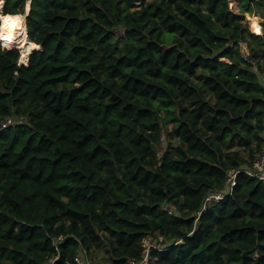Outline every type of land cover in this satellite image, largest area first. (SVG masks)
I'll use <instances>...</instances> for the list:
<instances>
[{
	"label": "trees",
	"instance_id": "1",
	"mask_svg": "<svg viewBox=\"0 0 264 264\" xmlns=\"http://www.w3.org/2000/svg\"><path fill=\"white\" fill-rule=\"evenodd\" d=\"M246 13L264 0H32L41 48L21 63L0 41V264H128L147 237L148 264H264V181L242 171L264 143V35Z\"/></svg>",
	"mask_w": 264,
	"mask_h": 264
},
{
	"label": "built area",
	"instance_id": "2",
	"mask_svg": "<svg viewBox=\"0 0 264 264\" xmlns=\"http://www.w3.org/2000/svg\"><path fill=\"white\" fill-rule=\"evenodd\" d=\"M262 24V21L260 20V25ZM230 46H234V43H229ZM239 45L240 47L243 49V57L245 60H247L248 62L252 63L253 66L255 68H257V64L255 63V61L250 57L246 43L244 40H240L239 41ZM264 81V79H263ZM11 122H12V117H7L6 119L3 120L2 122V128H6L8 126H11ZM241 171V170H237V171H231L229 173V176L227 178V183H226V189H224L223 191L219 192V193H215V194H210L207 196V200L210 199H221L225 196L226 193H230L233 189V186L236 184V176L237 173ZM242 171H245L249 176L257 178L259 180H263L264 181V143L263 146L260 150V152L258 153L254 163H253V167L251 168H245L242 169ZM143 245L145 247V255L141 260L138 259H129L128 264H148V259H149V252L151 250V248H158V246L153 243L150 238H145ZM160 249V248H159ZM164 250V249H161ZM75 261L78 264H110L107 261H103V260H95L93 261L86 250H83L80 253H77L76 257H75Z\"/></svg>",
	"mask_w": 264,
	"mask_h": 264
},
{
	"label": "bare ground",
	"instance_id": "3",
	"mask_svg": "<svg viewBox=\"0 0 264 264\" xmlns=\"http://www.w3.org/2000/svg\"><path fill=\"white\" fill-rule=\"evenodd\" d=\"M0 11L3 13V9ZM19 15L20 19L17 21L15 28L4 27V22L2 20L0 27V40L4 41V46L19 48L22 54V59L27 60L28 52L33 47L34 43L31 42L27 36L24 13H19Z\"/></svg>",
	"mask_w": 264,
	"mask_h": 264
},
{
	"label": "clouds",
	"instance_id": "4",
	"mask_svg": "<svg viewBox=\"0 0 264 264\" xmlns=\"http://www.w3.org/2000/svg\"><path fill=\"white\" fill-rule=\"evenodd\" d=\"M4 4H5V0H0V10L3 9ZM31 5H32V0H25L24 16H27L29 14V12L31 11ZM248 18L253 19V17H251V16H249ZM19 19H20L19 14H16V15L7 14V15H5L2 13V11H0V20H3L4 27L15 28L17 21H19ZM250 31L254 32V34H256L258 36L264 35V31H262L260 25L256 22L255 19H253V24L250 28ZM33 46L35 47L36 45H33ZM22 62L23 61H21V63Z\"/></svg>",
	"mask_w": 264,
	"mask_h": 264
},
{
	"label": "rangeland",
	"instance_id": "5",
	"mask_svg": "<svg viewBox=\"0 0 264 264\" xmlns=\"http://www.w3.org/2000/svg\"><path fill=\"white\" fill-rule=\"evenodd\" d=\"M239 0H230V6L232 7V8H234V9H236V7L238 6V2ZM5 5V4H4ZM23 13H24V10H23ZM22 13V14H23ZM3 14H5L4 13V7H3ZM247 15H249V13H246ZM245 14V15H246ZM249 16H251V17H253V19H255L256 20V22L259 24V21L261 20V18H262V16L259 14V13H256V14H254V15H249ZM261 17V18H260ZM253 19H250V25L252 26V24H253ZM263 19V18H262ZM1 21V24H2V20H0ZM25 23H26V29L28 30V28H27V16H25ZM0 32H1V30H0ZM2 41V40H1ZM3 42L4 41H2L1 43H2V45H3ZM5 44V43H4ZM6 45V44H5ZM15 48V47H14ZM33 51V49L31 48L30 50H29V52H28V58H27V60H23L22 59V54H21V57H20V62L21 61H23L22 63H25V62H27L28 60H29V57H30V53ZM19 122V117H15V116H13L12 117V122H11V125L12 126H15L17 123ZM103 254H104V250H102L101 251V255H100V257L99 258H102V256H103Z\"/></svg>",
	"mask_w": 264,
	"mask_h": 264
},
{
	"label": "water",
	"instance_id": "6",
	"mask_svg": "<svg viewBox=\"0 0 264 264\" xmlns=\"http://www.w3.org/2000/svg\"><path fill=\"white\" fill-rule=\"evenodd\" d=\"M250 15V14H249ZM249 15H245V18H246V21L248 22V24H249V29H250V19L248 18L249 17ZM28 16V15H27ZM31 41V40H30ZM32 42V41H31ZM35 45V44H34ZM34 48H37V49H39V48H41V47H39V46H33L32 47V49H34Z\"/></svg>",
	"mask_w": 264,
	"mask_h": 264
},
{
	"label": "crops",
	"instance_id": "7",
	"mask_svg": "<svg viewBox=\"0 0 264 264\" xmlns=\"http://www.w3.org/2000/svg\"><path fill=\"white\" fill-rule=\"evenodd\" d=\"M237 3H238V2H237ZM237 7H238V6H237ZM237 7H236V9H237ZM260 18H261V17H260ZM262 18H263V17H262ZM262 18H261V21L263 22L264 18H263V19H262ZM259 23H260V21H259ZM261 28H262V26H261Z\"/></svg>",
	"mask_w": 264,
	"mask_h": 264
}]
</instances>
